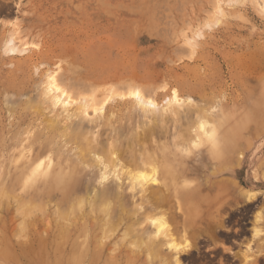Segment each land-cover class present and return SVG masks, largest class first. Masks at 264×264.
<instances>
[{"label": "rangeland", "instance_id": "rangeland-1", "mask_svg": "<svg viewBox=\"0 0 264 264\" xmlns=\"http://www.w3.org/2000/svg\"><path fill=\"white\" fill-rule=\"evenodd\" d=\"M166 226L264 264V0H0V264H147Z\"/></svg>", "mask_w": 264, "mask_h": 264}, {"label": "bare ground", "instance_id": "bare-ground-1", "mask_svg": "<svg viewBox=\"0 0 264 264\" xmlns=\"http://www.w3.org/2000/svg\"><path fill=\"white\" fill-rule=\"evenodd\" d=\"M98 1V0H97ZM14 40V39H13ZM11 43V42H10ZM14 49V48H13ZM13 49L10 48V51L13 52ZM15 50V49H14ZM44 52V51H43ZM30 58V57H29ZM46 74V73H45ZM46 89L44 91V95L47 96V98L49 99V103L54 105V106H61V107H68L69 105L72 106V104H74L73 102L74 99H72V97L70 96V94L68 95L67 92H65V90H63V86L60 87L59 83L57 82V79L54 75H49L47 77V83H46ZM72 87V86H71ZM85 87V86H83ZM91 89V88H90ZM140 93V92H139ZM12 94V93H11ZM102 96V95H101ZM138 100L141 102V103H144L146 105H149V106H155V103L151 102L150 101H145L143 95L140 93L139 97H137ZM110 99V98H109ZM84 110H85V107H89V109H92L94 110V106H96V95H93L91 96L90 98L88 99H84ZM173 100L174 102H177V95L176 93L174 92L173 93ZM105 104V103H104ZM75 107V106H74ZM70 108V107H69ZM78 109L80 110L81 108L78 107ZM77 110V112L79 113V110ZM82 112V111H80ZM74 113V112H73ZM76 114V113H75ZM162 115V114H161ZM68 117V116H67ZM77 117V116H76ZM203 128V127H202ZM103 164V163H102ZM146 166V165H145ZM144 166V167H145ZM128 175V174H127ZM128 177V176H127ZM141 177V176H140ZM143 180V177H141V181ZM151 180H153L154 182L156 181V179L154 178V174L153 176L151 177ZM138 181V180H137ZM145 188V187H144ZM150 188V187H149ZM143 189V188H142ZM148 190V189H147ZM147 193V192H146ZM145 193V195H146ZM151 200H150V205L151 206H154V208H158L162 205H164V203H166V200L165 198L161 195L160 191L158 189H153L151 188ZM91 210V209H90ZM101 210V209H100ZM101 212V211H100ZM108 213V210L106 211ZM87 213V212H86ZM102 213V212H101ZM107 213H104V214H107ZM210 216H208L209 218ZM154 222H158L160 224V226H165L166 223H161L160 220L157 221V220H154ZM171 221H176V218L175 216H172L171 218ZM93 222V221H92ZM208 222L206 221L205 222V226H206V229H211L210 226H208L209 224H207ZM66 226V225H65ZM208 226V227H207ZM256 234H259V231L255 230L254 231ZM157 234L159 235L158 237H156V239H159L161 238L160 241L157 242L156 239L152 238L149 236V238L146 240V244H145V252H146V262L147 264H153L154 261L156 260H160V261H163L164 263L163 264H169L168 263V258H173L174 259V263L175 264H180L179 262V256L181 254H184L186 253L190 248H189V244H187L186 246L184 247H180L178 245H175L173 242V235H174V231L171 232V229L166 226L164 230L162 231H158ZM186 234V232H185ZM183 238L186 239L185 235H183ZM104 240V239H103ZM107 241V239H106ZM161 243H168V242H171V243H168V252L166 253V255H162L163 254V249H162V245L160 244ZM96 243V241H95ZM186 243H188L186 241ZM114 245V244H112ZM102 246V245H100ZM105 247V246H104ZM249 253H250V249L249 247L246 249L245 251V255L243 257V261H244V264H249V260H250V256H249ZM111 255V254H110ZM131 255V254H130ZM162 255V256H161ZM174 255V256H173ZM111 257V256H110ZM136 258H132L133 260V264H140V261H139V255H135ZM108 259V258H107ZM131 259V258H130ZM129 259V260H130ZM85 260V259H84ZM117 261H120V259L116 258V257H112L111 259L108 260V262H106L105 264H117ZM105 262V261H104ZM124 262H126V260H124ZM131 262V261H130ZM142 263V262H141Z\"/></svg>", "mask_w": 264, "mask_h": 264}, {"label": "snow or ice", "instance_id": "snow-or-ice-1", "mask_svg": "<svg viewBox=\"0 0 264 264\" xmlns=\"http://www.w3.org/2000/svg\"><path fill=\"white\" fill-rule=\"evenodd\" d=\"M133 95H135L136 97H139L140 93L137 91V92L133 93Z\"/></svg>", "mask_w": 264, "mask_h": 264}]
</instances>
